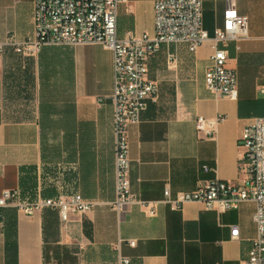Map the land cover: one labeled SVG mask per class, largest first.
<instances>
[{
  "label": "crops",
  "instance_id": "crops-1",
  "mask_svg": "<svg viewBox=\"0 0 264 264\" xmlns=\"http://www.w3.org/2000/svg\"><path fill=\"white\" fill-rule=\"evenodd\" d=\"M155 1L122 2L118 36H153ZM230 7L249 19L248 37L226 45L228 66L237 73V100L206 88L211 41L195 52L184 43L162 44L149 60L157 95L129 132L131 191L139 199L161 200L167 187L175 196L216 179L239 178L242 130L252 118L264 117V0H203L210 35L223 26ZM33 15V0H0V42L32 37ZM170 52L177 61L169 66ZM113 91V52L100 44L45 45L30 57L6 47L0 65V197L7 189H18L28 203L80 193L96 204L73 214L66 227L54 208L33 215L2 208L0 264H117L120 256L130 264H243L258 233L254 201L222 212L196 201L180 210L160 203L152 216L138 205L124 213L111 206L117 198ZM218 113L226 120L217 135L200 137L197 116ZM233 226L240 229L237 238Z\"/></svg>",
  "mask_w": 264,
  "mask_h": 264
},
{
  "label": "built area",
  "instance_id": "built-area-1",
  "mask_svg": "<svg viewBox=\"0 0 264 264\" xmlns=\"http://www.w3.org/2000/svg\"><path fill=\"white\" fill-rule=\"evenodd\" d=\"M126 0H33L34 35L23 41L9 37L0 42V65L5 49L11 46L24 56H36L45 45L100 44L113 52L114 58V131L117 172V198L111 206L119 213L133 205L155 215L160 203L172 210H180L187 202L196 201L207 209L220 212L238 208L242 202L254 201L257 205L254 221L257 237L253 241L249 258L243 264H264V117L252 118L243 128L239 138L242 150L241 173L237 181L216 179L206 182L194 191L179 192L175 196L167 187L161 200L150 201L137 198L131 191L129 132L132 124L139 123L148 99L155 98L157 83L149 75V60L162 44L184 43L191 52L211 41L213 53L206 69V88L215 96L230 100L238 99L237 73L228 66L229 41L248 37V16L230 7L224 13L222 27L213 35L203 23V0H156L154 4L155 34L119 37L117 32L118 8ZM177 61L175 52L168 54V64ZM264 95V87L261 89ZM226 115L218 113L208 118L203 115L195 120L200 137L217 135L218 126ZM207 168V167H205ZM96 202L80 193L70 196L41 198L28 203L21 200L18 189H7L0 197V224L3 223L2 208L12 205L28 215L44 208L57 209L63 227L73 214L91 211ZM239 227L233 226L231 235L239 236ZM123 242L121 239L117 248ZM135 247V239L128 240ZM117 264H130V258L120 256Z\"/></svg>",
  "mask_w": 264,
  "mask_h": 264
}]
</instances>
